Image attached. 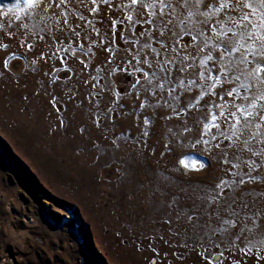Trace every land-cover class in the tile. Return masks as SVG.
Returning a JSON list of instances; mask_svg holds the SVG:
<instances>
[{"label": "rangeland", "instance_id": "1", "mask_svg": "<svg viewBox=\"0 0 264 264\" xmlns=\"http://www.w3.org/2000/svg\"><path fill=\"white\" fill-rule=\"evenodd\" d=\"M48 3L0 0V264H204V257L208 264H264V84L248 75L264 56L259 42L241 38L243 25L233 24L240 10L201 15L212 9L177 7L169 25L184 30L176 66L145 79L141 56L153 57L141 33L149 25L127 21L136 19L129 0ZM205 20L217 31L223 24L227 37L205 30L193 42ZM205 38L244 46L202 67L196 45ZM185 56V70L177 71ZM225 70L233 83H218L216 95L186 107L201 85L207 90L201 73L223 81ZM232 87L237 95L225 96ZM232 102L255 103L249 128L226 139L232 132L222 125L219 148L210 137L209 145L197 144L205 105L231 109ZM193 163L204 166L193 170ZM221 179L223 194L215 189Z\"/></svg>", "mask_w": 264, "mask_h": 264}, {"label": "snow or ice", "instance_id": "2", "mask_svg": "<svg viewBox=\"0 0 264 264\" xmlns=\"http://www.w3.org/2000/svg\"><path fill=\"white\" fill-rule=\"evenodd\" d=\"M102 3H107V0H101ZM28 7H40L42 0H26ZM95 3V0H93ZM65 4V0H59V3H56V0H49L48 7H52L55 5L56 7H60L61 5ZM201 6H205L207 8L212 9V13H201V15H211L213 13H219L222 10L231 9L235 11L236 9L240 10V16L238 20L233 21V24L239 23L243 25L245 31L240 32V36L242 39L246 41H251V44H256L259 42V46L261 49L260 55L264 56V11H261L260 14H257V9L264 10V0H256V3H253V0H236L235 3H232L231 0H217L215 4H208L203 5V0H129V4L125 5V7H134L136 9V19H133L132 15L127 16V21L131 23L134 27L136 24H147L149 27L141 33L142 36H146L147 40H145L143 45V50L145 54L151 55L153 57V61H148L144 59V56H141V61L143 64H146L149 71L144 72V77L147 79L149 74L155 76L156 71H160L165 73L166 75H170L169 65L173 68L176 66V59L173 57L178 56V48L181 42V33L184 31L181 29L179 32H174L172 28L169 27L172 24L171 16L176 11V8L179 7L181 9H187L189 7L195 8L197 11ZM244 9H251V12H244ZM92 11H96V9H92ZM193 12L189 11L188 16L191 17ZM250 16H257L259 23L253 22L250 20ZM80 19H84L80 17ZM229 19H231V14L229 15ZM157 20L159 24H157ZM63 23L67 24V20H64ZM202 24L204 27L198 31L197 35H193L191 37L193 42H196L199 37H203L205 34V30L211 31L216 33V36L219 37H227V32L223 30L224 26L221 24L220 31H217L216 28L211 27L207 20L203 21ZM251 28V30H248ZM232 29L229 28L228 32H231ZM239 31V30H238ZM190 34V33H189ZM78 35V33H77ZM135 33H133V36ZM42 39V37H41ZM211 38H205V40L201 41V44L204 46L201 47L200 44L196 45L197 55H203L204 59L200 61L201 66H205L207 62H213L215 65V61L219 60L221 62L224 61L225 57L232 56L233 53L240 51V48L244 45L240 42V40H234L231 38L224 39L220 41L217 39V43L210 44ZM155 40L157 45H159L158 49L151 46L150 41ZM251 44L249 45L251 47ZM239 45V47H237ZM6 47V46H5ZM31 47V46H30ZM188 45H185L187 48ZM207 49V51H205ZM137 54H140V50L137 49ZM253 56L256 55L255 52L252 53ZM135 59V57H133ZM188 60V56H185L181 59V65L177 71H184L185 70V62ZM81 63H83L81 61ZM241 63H252V61L248 60H241ZM191 67V65H187ZM5 67H7V61H5ZM141 71L142 69H137ZM205 71L207 69L205 68ZM264 60L256 61L254 67L248 72V75L253 77L258 83L264 84ZM231 75L226 70L224 72V80L222 81L220 77H213L210 78L203 73L200 74L201 80L209 81L207 85V90H205L204 86L201 85V91L198 96L194 99H191L187 102V108L197 107L199 101L206 95L211 93L212 95H216L215 92H212V89L217 87L218 83L227 82L233 83L232 80L228 79L227 77ZM163 79V77L159 78ZM236 79H239V76H236ZM139 83V81H137ZM148 83H151L149 80ZM190 83H195L194 81H190ZM157 87L163 88V83H158ZM238 93V89L236 87H232L229 90H226L224 95L228 97H234ZM223 99V97H220ZM243 99L247 100V97ZM258 99L264 100V93H262ZM227 103V102H226ZM143 107V105H141ZM208 111L205 112L203 120L200 121L202 124V130L200 131L199 137L196 140L197 144H204L209 145L210 137L211 140L217 141L215 145L212 147L219 148L220 141L218 139L219 136H224V132L221 131L222 125H227L228 130L232 132V136L225 137L226 139H232L233 137H237L239 133L243 132L244 130L249 128V125L252 122V117L256 115V105L255 103H249L247 106L244 104H236L232 102L231 109L224 108L223 104H208L205 105ZM216 108V112H212L211 108ZM264 108V105L261 106ZM251 109V111H250ZM184 111V109H181ZM179 115V112L176 113ZM259 119L264 121V115H259ZM147 123V120H145ZM216 130L215 135L212 134L213 130ZM188 131V129H185ZM235 145H229V147H234ZM244 148H247V140L243 142ZM240 150H243L240 149ZM248 151H251L250 148H247ZM255 155V153H253ZM224 163H230L227 159V153H222ZM190 159L188 157L181 158L178 161L179 165H184V159ZM204 165L201 163L196 165L193 163L192 169L198 170L202 168ZM233 168L237 167V165H232ZM179 170V169H177ZM244 175H247L245 173ZM249 179H253V177H249ZM235 182V181H234ZM241 185L245 183V180L241 178L238 181ZM225 180L221 179L219 184L215 185V189H220V194H223L222 185H225ZM214 189V190H215ZM189 220L192 219L191 216L188 217ZM225 224H230L231 226H235L232 221H224ZM217 229L216 231H219ZM211 243V242H210ZM212 247H218V245L213 244ZM205 251L209 252L210 249L206 246ZM204 264H208L207 257H204Z\"/></svg>", "mask_w": 264, "mask_h": 264}]
</instances>
